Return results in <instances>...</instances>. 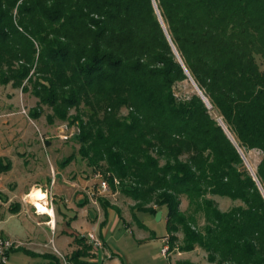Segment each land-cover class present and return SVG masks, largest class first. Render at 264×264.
Instances as JSON below:
<instances>
[{
	"label": "trees",
	"instance_id": "1",
	"mask_svg": "<svg viewBox=\"0 0 264 264\" xmlns=\"http://www.w3.org/2000/svg\"><path fill=\"white\" fill-rule=\"evenodd\" d=\"M186 69L211 107L197 88L176 94ZM9 83L77 125L79 154L133 201V218L163 212L170 249L264 264V0H0ZM255 149L256 177L242 156ZM211 196L242 203L222 210ZM73 236L69 262L91 264L93 246Z\"/></svg>",
	"mask_w": 264,
	"mask_h": 264
},
{
	"label": "rangeland",
	"instance_id": "2",
	"mask_svg": "<svg viewBox=\"0 0 264 264\" xmlns=\"http://www.w3.org/2000/svg\"><path fill=\"white\" fill-rule=\"evenodd\" d=\"M194 89L196 87L191 80L179 82L175 86L176 94L180 97H188ZM74 113L75 109H71L69 113L70 117ZM123 113H127V110L124 109ZM34 115L36 118H34ZM78 131L77 125L70 124L68 120L58 119L54 116V112L49 105L41 104L39 98L33 93L31 86H29L28 90H23V87H15L13 83L0 85V158L7 153L19 154L21 156V152H28L30 150L36 151L37 155V158L31 156L27 164H24L20 157L15 156V160L19 161V164L15 166V172L17 175H21L20 179L16 177L15 172L13 175L6 177L0 175V237L10 238L18 245L17 248L9 253L6 262L3 264H46L44 258L39 253L33 251L35 246L28 244L26 240V237L29 236L30 238L40 240L44 238L43 235L39 236L38 234L36 236V230L33 229L32 231V227L30 226L31 232H29L28 236L23 235L21 237V241L23 242L18 241L19 238L15 237L13 229L19 226L20 222L24 223L27 221L30 215L24 211L20 215L13 216L11 208L13 207L12 205L19 203L18 201L21 198L18 196V193L24 186L30 185L36 179H45L49 173L48 185L46 187L48 206L52 209L53 206L57 207L59 204L61 209L65 210L66 206L64 205L68 203L65 200L68 199V196L64 197V202L58 200L55 188L57 179L54 181V174L60 171L65 179L68 178L69 174L72 175L69 178L70 182L66 181L65 183L68 186L74 187L77 191H79V186H73L74 184L71 181L95 177L96 172L87 165L86 160L78 152L80 144L74 139V135ZM65 135L68 136L67 139L64 137ZM29 141H31L30 145L28 144ZM72 153L76 155L75 160L71 161L63 169L60 163ZM261 158L262 152L259 150L255 149L247 153L246 165L252 172L256 171ZM50 161L54 163V170L51 168ZM98 184L96 183V187L93 189V200L103 201L104 203L101 204L105 209L109 207L115 211L116 209H120L122 219L120 218L118 222L115 219H108L99 224V228L101 227L103 230V239L98 231L94 233L101 240V246L98 250L93 248V256L84 257L85 260L91 264L96 261H99L96 264H114L112 262L113 259H118V264H180L185 260L196 264H218L209 262L206 251L200 247L191 252H180L177 248L170 249L169 254L165 256L162 249L166 243L165 238H169L170 236L165 216L158 220L155 214L140 211L137 212L138 219H135L133 218V201L130 198L121 193L119 188L105 193L100 192L99 186L97 187ZM211 197L215 199L222 210H228L242 203L240 200L235 201L228 197ZM5 198L6 200H4ZM3 200L6 204H2ZM70 202L74 201L70 199ZM96 203L92 202L91 208L97 217H99L103 211L99 207V204ZM73 204L71 203V205ZM104 204H108L109 206L105 207ZM187 204V200H183L182 209H185ZM33 205L35 213H40L36 205ZM29 213L31 212L29 211ZM69 214L73 215L72 212H69ZM61 215L62 212L57 214L61 220L59 230L64 226ZM142 223H145V225L143 226ZM34 227L39 230L43 228L48 229L44 226L43 228L41 226L37 227L36 224ZM48 232L49 237L47 241L50 247L54 249L53 240L56 238V235L52 230ZM178 236L182 239V232L178 233ZM51 238L53 239L52 241L50 240ZM180 241L177 243H180ZM87 243L89 244L88 239ZM78 247L76 243V249ZM59 250L60 252L54 251V254L61 263L71 264L69 258L72 252L66 253V250L62 247H59ZM111 252L114 253V257H112Z\"/></svg>",
	"mask_w": 264,
	"mask_h": 264
},
{
	"label": "crops",
	"instance_id": "3",
	"mask_svg": "<svg viewBox=\"0 0 264 264\" xmlns=\"http://www.w3.org/2000/svg\"><path fill=\"white\" fill-rule=\"evenodd\" d=\"M30 143L31 141L28 142L29 145ZM15 156L20 157L23 160L24 164H27L29 162V159L31 156L33 158H37L36 151L34 150L33 151L30 150L28 152L26 151L21 152V156H19V154L14 155L13 153L4 154L3 156H1V158L5 159V163L9 161L11 166L8 170L0 172L1 176L6 177L8 175L10 176L14 174L16 170L15 166L19 164V161L15 160ZM61 163L60 165L63 169L69 165L68 163L66 166H63ZM50 165H51V168L54 170L55 166L52 161H50ZM15 175H17L16 172H15ZM48 176H49V173L47 174V177L45 179L44 178H41L38 180L36 179L32 181L30 185L24 186L23 189L20 190L18 193V196L21 198L18 201L19 203L12 205L13 207L11 208V212L13 216H16L18 214L20 215L24 211H26L30 215L27 221H25L24 223L20 222V224H18L19 226L13 229L14 231L13 234H15V237H18L20 239V240L18 239V241L23 242L21 241L22 240L21 237H23V235L28 236L29 232H31L30 231L31 229H29L30 226L32 227V231L33 229L36 230V233H37L36 236H38V234L39 236L43 235L44 238L40 240L30 238V236L26 237L28 244H33L35 246V249L33 251H35L36 253L54 254V251L60 252L59 247L64 248L66 250V253H71L76 249V242L74 240L75 238L73 235H86L89 231H92V232L98 231L103 239V230L101 229V227L99 228V224L108 219H112V220L115 219L117 222L120 220L121 217L113 208L109 207L105 209L102 206L101 201L99 202L97 200L96 201L93 200L92 198L93 189L96 187L95 184L98 183V179L96 177L85 178V179L80 178L78 181L76 180L71 181L74 184L73 186L75 185L79 186V189H78L79 191H77V189H75L74 187L68 186V184L65 183L66 181L70 182L69 178L72 177V175L69 174L68 178L65 179L64 175L61 174L60 171L54 174V181L57 179L55 183V188H56V192L58 195V200H61V202H64V197L68 196V199L65 200V202H68V203L67 205L66 204L64 205L66 206L67 209L64 207L65 210H62L59 204L57 205V207L53 206L51 209L48 206L49 202H48V193H47V188H46L48 185V179H49ZM16 177L20 179L21 175H17ZM22 177L24 176L22 175ZM16 181L18 182V180ZM35 189H40L42 192L46 194V199L43 202H45V205L52 210L53 215H51V213H41L40 211H39L40 213L38 214L35 213L34 205H33L35 203L33 199L29 196ZM75 198H76V201H75ZM70 199L74 202H70ZM4 200H6V198ZM4 200L2 201V204H6ZM92 202L94 203L97 202L99 204V207L103 211L102 214L99 215V217H97V215L94 213L93 209L91 208ZM71 203H74V204L71 205ZM16 208H17L16 211L13 210ZM36 208L38 207L36 206ZM29 211L32 214L29 213ZM59 212H62L61 217L64 221V226L60 230H59V225H60L61 220L59 219V216H57ZM69 212H72L73 215H70ZM162 218H163V215H162ZM124 220L126 219L124 218ZM35 224L37 227L41 226L43 228L44 226L48 229H45V228H43L42 230L36 229L34 227ZM49 230H52V232H54V234L56 235V238L54 240L52 238L50 239L51 241L53 240L54 249L50 247L49 242L47 241V238L49 237V232H48ZM15 247H18V245L16 244ZM111 255L112 257H114V253L111 252ZM98 262L99 261H96L95 263L92 262V264L93 263L96 264ZM112 262L114 264H118L119 261L118 259H113Z\"/></svg>",
	"mask_w": 264,
	"mask_h": 264
},
{
	"label": "built area",
	"instance_id": "4",
	"mask_svg": "<svg viewBox=\"0 0 264 264\" xmlns=\"http://www.w3.org/2000/svg\"><path fill=\"white\" fill-rule=\"evenodd\" d=\"M66 139L68 138L67 135L64 136ZM95 177L98 179V186L100 189V192H108L109 191V185L108 181L103 177L102 174H96ZM38 209V208H37ZM39 212V209H38ZM88 242L93 246L95 250H98L101 246V240L97 237V235L94 232H89L86 235ZM165 244L163 246L162 252L165 256H167L170 252V245H169V238H165ZM16 246L15 241L11 240L10 238L0 237V257L1 261L3 263L6 262L8 252L10 249Z\"/></svg>",
	"mask_w": 264,
	"mask_h": 264
},
{
	"label": "bare ground",
	"instance_id": "5",
	"mask_svg": "<svg viewBox=\"0 0 264 264\" xmlns=\"http://www.w3.org/2000/svg\"><path fill=\"white\" fill-rule=\"evenodd\" d=\"M29 196L33 199L41 213H51V215H53L52 210L45 205V202H43L46 199V194L44 192L40 189H35Z\"/></svg>",
	"mask_w": 264,
	"mask_h": 264
},
{
	"label": "water",
	"instance_id": "6",
	"mask_svg": "<svg viewBox=\"0 0 264 264\" xmlns=\"http://www.w3.org/2000/svg\"><path fill=\"white\" fill-rule=\"evenodd\" d=\"M174 49H175L176 54H177L178 57L180 58L179 53L177 52V50H176L175 47H174ZM180 60H181V58H180ZM181 62H182V60H181ZM186 71H187V73H188V75H189L191 81L194 83V85H195L196 88L198 89L199 93L202 95V97L204 98V100H205V101L209 104V106L211 107V105H210V103H209L207 97H206V96L203 94V92L199 89V87L197 86L196 82L194 81V79L192 78V76L190 75V73L188 72L187 69H186ZM225 129L227 130L226 127H225ZM228 133H229V135L231 136V134H230L229 131H228ZM231 137H232V139L234 140L233 136H231ZM234 141H235V140H234ZM242 156H243L244 159L246 160V157H245V155L243 154V152H242ZM252 173H253V175H255V172H252ZM255 177H256V175H255ZM162 215H163V212H162V211H158L157 214H156V218H157L158 220H160V219L162 218Z\"/></svg>",
	"mask_w": 264,
	"mask_h": 264
}]
</instances>
